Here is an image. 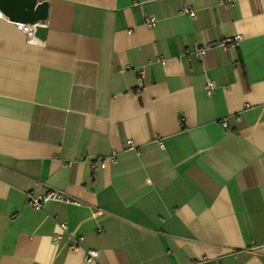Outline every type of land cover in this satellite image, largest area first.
Listing matches in <instances>:
<instances>
[{
    "label": "crops",
    "instance_id": "1",
    "mask_svg": "<svg viewBox=\"0 0 264 264\" xmlns=\"http://www.w3.org/2000/svg\"><path fill=\"white\" fill-rule=\"evenodd\" d=\"M38 1L37 43L0 11V264H264V0Z\"/></svg>",
    "mask_w": 264,
    "mask_h": 264
},
{
    "label": "built area",
    "instance_id": "2",
    "mask_svg": "<svg viewBox=\"0 0 264 264\" xmlns=\"http://www.w3.org/2000/svg\"><path fill=\"white\" fill-rule=\"evenodd\" d=\"M231 2H232L231 0H222V3L226 4V5H228V4L231 5L232 4ZM184 14L187 15V17L189 16L190 18L195 17V11L192 9H189L188 7H187V9L184 10ZM146 19H147L146 25L149 28H153L156 25L157 21L155 18L148 17ZM19 26L27 35L26 38L29 42H32V43L39 42L41 37L37 34V26H28L25 24L19 25ZM241 39H242V37L240 35H237V36L232 37L230 39L229 38L221 39L216 44L220 48L231 49V48L238 47ZM207 50H208V47H206V46H197V47H195L193 52L197 57H202L203 55H205ZM140 77L141 78L144 77V71H142L140 73ZM215 88H216L215 83L212 81H209L205 87V90H206L208 95H211L214 92ZM226 125L227 124L225 122H223L222 126L227 127ZM127 146L129 149H133V150L135 149V146L133 145L132 141H128ZM110 162L111 163L116 162L115 155L111 156ZM28 201H29V205L31 207H33L34 209H37V210L43 209L44 204L46 202H49V201L78 204L77 201L72 200L65 193L58 191V190H49V191H47V193H45L42 196H35L33 194H29L28 195ZM65 234H68V227L66 224H62V225H60L58 233L53 238V242L55 244H58L60 242V240L63 239V236ZM69 237H70V241H71L70 252L77 253L81 249V245H80L81 238H73L72 236H69ZM85 261L88 264H97L98 263V252L93 251V250H89L88 252L86 251L85 252Z\"/></svg>",
    "mask_w": 264,
    "mask_h": 264
},
{
    "label": "water",
    "instance_id": "3",
    "mask_svg": "<svg viewBox=\"0 0 264 264\" xmlns=\"http://www.w3.org/2000/svg\"><path fill=\"white\" fill-rule=\"evenodd\" d=\"M0 11L10 21L37 24V34L43 38V27L49 19V3L38 0H0Z\"/></svg>",
    "mask_w": 264,
    "mask_h": 264
}]
</instances>
